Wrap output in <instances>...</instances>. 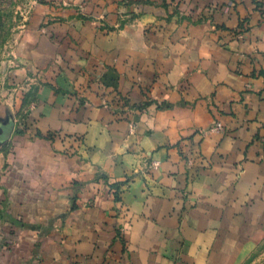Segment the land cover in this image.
I'll return each mask as SVG.
<instances>
[{"label": "crops", "instance_id": "0c3cea01", "mask_svg": "<svg viewBox=\"0 0 264 264\" xmlns=\"http://www.w3.org/2000/svg\"><path fill=\"white\" fill-rule=\"evenodd\" d=\"M29 22L43 83L0 137V264H264V0H49Z\"/></svg>", "mask_w": 264, "mask_h": 264}, {"label": "rangeland", "instance_id": "374dc122", "mask_svg": "<svg viewBox=\"0 0 264 264\" xmlns=\"http://www.w3.org/2000/svg\"><path fill=\"white\" fill-rule=\"evenodd\" d=\"M47 4L49 0H0V109L6 108L0 116V137L8 135L14 124L23 125L15 132L24 133L28 108L35 90L43 83L39 70L27 68L19 45L33 12ZM8 148L0 146V151Z\"/></svg>", "mask_w": 264, "mask_h": 264}, {"label": "built area", "instance_id": "2783aa9c", "mask_svg": "<svg viewBox=\"0 0 264 264\" xmlns=\"http://www.w3.org/2000/svg\"><path fill=\"white\" fill-rule=\"evenodd\" d=\"M224 129L222 123L216 122L215 125L211 128L212 131H222Z\"/></svg>", "mask_w": 264, "mask_h": 264}, {"label": "water", "instance_id": "95a60500", "mask_svg": "<svg viewBox=\"0 0 264 264\" xmlns=\"http://www.w3.org/2000/svg\"><path fill=\"white\" fill-rule=\"evenodd\" d=\"M6 126H3V129L5 128Z\"/></svg>", "mask_w": 264, "mask_h": 264}]
</instances>
